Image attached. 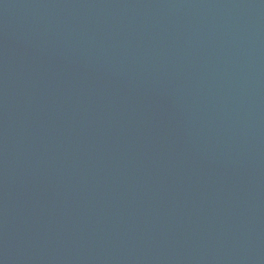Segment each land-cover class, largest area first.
<instances>
[{
	"label": "water",
	"instance_id": "1",
	"mask_svg": "<svg viewBox=\"0 0 264 264\" xmlns=\"http://www.w3.org/2000/svg\"><path fill=\"white\" fill-rule=\"evenodd\" d=\"M0 264H264V0H0Z\"/></svg>",
	"mask_w": 264,
	"mask_h": 264
}]
</instances>
